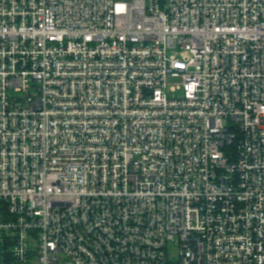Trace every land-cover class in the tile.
<instances>
[{"label": "built area", "instance_id": "obj_1", "mask_svg": "<svg viewBox=\"0 0 264 264\" xmlns=\"http://www.w3.org/2000/svg\"><path fill=\"white\" fill-rule=\"evenodd\" d=\"M0 264H264V0H0Z\"/></svg>", "mask_w": 264, "mask_h": 264}, {"label": "rangeland", "instance_id": "obj_2", "mask_svg": "<svg viewBox=\"0 0 264 264\" xmlns=\"http://www.w3.org/2000/svg\"><path fill=\"white\" fill-rule=\"evenodd\" d=\"M171 96V95H170Z\"/></svg>", "mask_w": 264, "mask_h": 264}]
</instances>
